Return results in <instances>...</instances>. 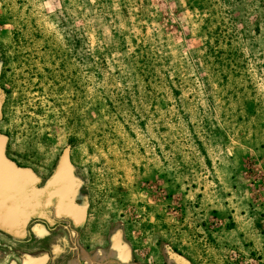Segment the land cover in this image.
<instances>
[{
  "label": "rangeland",
  "instance_id": "rangeland-1",
  "mask_svg": "<svg viewBox=\"0 0 264 264\" xmlns=\"http://www.w3.org/2000/svg\"><path fill=\"white\" fill-rule=\"evenodd\" d=\"M0 137V264H264V0H0Z\"/></svg>",
  "mask_w": 264,
  "mask_h": 264
},
{
  "label": "flooded vegetation",
  "instance_id": "flooded-vegetation-1",
  "mask_svg": "<svg viewBox=\"0 0 264 264\" xmlns=\"http://www.w3.org/2000/svg\"><path fill=\"white\" fill-rule=\"evenodd\" d=\"M10 175L11 179L8 181L10 185L12 184V189L7 188L8 190L0 194V200L2 199L5 203L4 206L7 212L9 226H12V223H17L19 226L24 227L28 222V218L31 217L33 213L35 218H37L38 213L41 215L44 209L37 205L38 192L44 194L47 198H52L54 195L57 197L55 204L54 202L53 204L51 202L50 205L45 203V206L48 205V207L45 208L46 213L49 212L50 214V210L56 209L57 212L63 214V212L68 210L69 198L68 189H66V187H68L67 184H59L54 189H57L54 192L53 189H48L46 186L38 187L36 183H34L32 177H18L14 172H11ZM43 191L44 193H42ZM32 208H34L35 211L32 210ZM26 214L28 216H25Z\"/></svg>",
  "mask_w": 264,
  "mask_h": 264
},
{
  "label": "crops",
  "instance_id": "crops-1",
  "mask_svg": "<svg viewBox=\"0 0 264 264\" xmlns=\"http://www.w3.org/2000/svg\"><path fill=\"white\" fill-rule=\"evenodd\" d=\"M11 172H15V171H10V170H4L0 168V194L3 193V191L8 190L6 189L7 187V183H9L8 180L11 179ZM16 173H19L18 171ZM18 177H21V174L17 175ZM4 202L2 201V199L0 200V220H2L3 216H4V212L6 213V209L4 206Z\"/></svg>",
  "mask_w": 264,
  "mask_h": 264
},
{
  "label": "water",
  "instance_id": "water-1",
  "mask_svg": "<svg viewBox=\"0 0 264 264\" xmlns=\"http://www.w3.org/2000/svg\"><path fill=\"white\" fill-rule=\"evenodd\" d=\"M3 152H4V139H2L0 137V168L1 169H4L6 170V162L5 160L3 159L4 156H3ZM64 162H65V165L67 166L69 164V154H68V151L66 152L65 154V157H64Z\"/></svg>",
  "mask_w": 264,
  "mask_h": 264
}]
</instances>
